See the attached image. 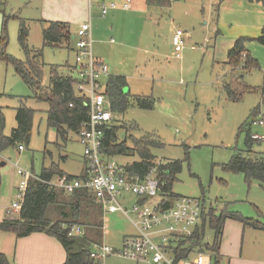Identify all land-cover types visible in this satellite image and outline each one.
I'll return each instance as SVG.
<instances>
[{
    "label": "rangeland",
    "instance_id": "374dc122",
    "mask_svg": "<svg viewBox=\"0 0 264 264\" xmlns=\"http://www.w3.org/2000/svg\"><path fill=\"white\" fill-rule=\"evenodd\" d=\"M19 1L26 4L28 0L3 1V10L8 15L6 52L23 61L26 58L17 41L19 21L14 17L17 15L27 22V43L31 55L38 54L36 58L39 57L44 63L43 83L47 85L51 66H56L59 73H70L73 51L63 46H43V24L35 19L39 14L38 2L21 7ZM224 1L220 0L216 7L217 4L212 0H175L168 8L163 6L158 11L154 10L155 20L151 28L149 25L148 28H141V22L136 27L121 21L118 26H114L110 17L106 16L104 21L108 23L107 29L97 31L103 41H92V52L107 54L103 59L108 65L110 63V70L115 68V71L129 75L136 87L143 83L153 103L152 109L145 110L131 101L123 113L114 115V125L119 128L118 140L121 141L125 136L129 138L130 135L136 138L150 135L163 144L151 148L156 161L183 160L182 169L172 183L174 194L201 200L207 211L213 208L219 213L224 209L256 218L257 211L264 214V187L256 180L247 185L241 173L223 171L221 165L228 161L233 150L244 148L245 133L238 132V127L255 117L250 116V112L257 105L260 94L249 92L240 101H232L227 98L222 84L227 79L225 74L228 71V66L224 64L226 51L236 38L248 32L251 35H247L249 38L242 37L243 42L258 60L260 71L250 70L243 75V81L252 86L261 85L264 45L252 36V27H245L250 18L233 14L232 5L238 0ZM92 13L95 25L99 22L96 17L100 16L95 7ZM176 29L183 30L187 35L180 58L173 56L171 43V36ZM71 30H74V26ZM236 73H240L239 68ZM129 88L127 86L124 92H128ZM21 98L25 106L34 110L33 125L29 142L21 143L22 150L16 144L0 151V163L5 162V165L0 166V198L5 197L0 203V221L4 217L2 207L13 200L20 181L15 164L34 175H38L42 167L52 162L58 164L65 174L73 176L79 175L83 168V149L76 134L68 132L64 140L54 128L48 127L47 103L32 98L31 88L14 72L13 67L0 61V107L4 118L2 134L6 136L16 127L15 113ZM261 112L257 119H264V106ZM251 132L263 133L264 125H251ZM128 145L132 147L130 141ZM184 146L188 147L187 160H184ZM251 149L264 155V141L253 143ZM114 159L123 165L139 160L135 153L115 155ZM9 187H12L10 196ZM125 199L131 204L135 197L127 194ZM102 224L103 243L115 250L121 249L125 233L134 232L130 221L119 213L104 214ZM7 237L15 239L12 233L0 232V248ZM204 238L207 243L213 240V232L207 224ZM238 240H241L240 236ZM242 248L244 256L264 260V236L248 235ZM0 252L3 253L1 249ZM208 255L204 253L205 258ZM220 262L222 264L224 260ZM105 264L152 263L111 255Z\"/></svg>",
    "mask_w": 264,
    "mask_h": 264
},
{
    "label": "trees",
    "instance_id": "16d2710c",
    "mask_svg": "<svg viewBox=\"0 0 264 264\" xmlns=\"http://www.w3.org/2000/svg\"><path fill=\"white\" fill-rule=\"evenodd\" d=\"M146 3L161 7L170 6V0H146ZM2 15L0 61H4L13 67L14 72L31 88L32 98L47 103V126L54 128L56 133L66 140L68 132L76 133L82 123L87 120V109L84 101L74 94L73 76L59 73L56 66H51L48 84L43 83L44 63L39 60V57L36 58L38 54L31 55L32 52L27 43V22L17 15L14 16L19 21L17 41L26 58L23 61L8 54L6 52L8 15L4 12L3 7ZM40 22L43 24L41 29L43 46H63L71 49L72 40L68 23L44 19H41ZM256 40L264 44V28L262 35ZM243 41L242 37L235 39L227 51V64L230 66V71L226 81L222 84V88L227 98L236 102L240 101L245 93H259V104L250 112V116L257 117L259 109L264 106V72L263 84L260 86H252L243 81L245 73L260 68L257 59L245 48ZM238 68L240 73H236ZM126 86V78L123 75H110L106 81L105 92L110 100L114 115L123 113L131 101L141 109L150 110L153 108V103L149 97L132 96L128 92H124ZM33 117L34 110L25 106L21 98L15 113L16 127L12 129L9 136H6L2 134L4 118L2 107H0V151L7 146L29 142ZM255 117H251L246 123L238 127V132L244 131L245 133L244 148L233 150L230 158L221 165V168L226 172L241 173L247 185L252 180H256L260 186L264 187V155L255 153L251 149L253 143L258 142V140L250 137L251 125ZM118 129V126L114 124L106 129L103 138L105 152L113 157L125 153L137 154L139 160L125 166L129 173L144 177L150 170L154 169L161 192L166 194L169 199L168 203L181 197L172 192V183L176 174L182 169L183 160L156 161L157 158L151 152V148L162 146L160 141L150 135L139 138L130 135L129 138L125 136L119 141ZM128 141L132 147L128 145ZM184 153V160H187V146H184ZM62 174L64 172L58 164L52 162L49 166L42 167L39 174L35 175L36 177L30 178L19 215L17 217L4 215L0 221V232H14L17 237L26 236L33 232H45L54 236L62 244L66 252V258L62 264H92L89 258L90 247L102 242V212L88 190L77 189L66 194L63 190L55 189L47 183L52 177ZM83 174L81 172L79 177H85ZM256 214L260 218L264 217L259 211ZM226 219L237 220L253 229H264V220L259 221L256 218L245 217L236 211L223 209L216 213L213 208L208 211L204 209L191 236L177 237L178 239L172 247L176 258L183 259L194 252H203L212 257L213 264H219V246ZM74 224L85 228L82 236L70 237L67 235V230L63 226ZM206 224L213 232L211 243L204 242ZM0 264L14 263H10L7 256L0 252Z\"/></svg>",
    "mask_w": 264,
    "mask_h": 264
},
{
    "label": "built area",
    "instance_id": "2783aa9c",
    "mask_svg": "<svg viewBox=\"0 0 264 264\" xmlns=\"http://www.w3.org/2000/svg\"><path fill=\"white\" fill-rule=\"evenodd\" d=\"M129 1L122 3L121 8L127 9ZM116 8L115 2H102L100 14L104 17L109 10ZM186 37V33L181 29H176L172 34L171 41L176 58L181 57ZM72 41L73 63L68 75L73 76L75 96L83 99L87 109V120L75 133L83 149L82 172L85 177L64 173L52 177L47 183L66 194L77 189L88 190L99 206L102 217L104 214L121 213L136 230L135 235L123 239L119 250L103 242L91 245L89 258L92 264H105V260L111 255L152 264H213L212 257L208 255L205 258L203 252H195L187 258L177 259L172 248L177 237L191 236L204 210L203 202L181 196L168 203L169 199L166 194H162L154 169L144 177L131 174L126 165L117 163L113 156L105 152V131L115 122L110 100L105 92V80L109 76L108 65L93 55L89 20L80 23ZM252 125L262 126L264 119L255 117ZM250 137L264 141V133L250 131ZM18 149L22 150L23 146L18 145ZM15 166L20 181L15 188L13 200L3 207L4 215L10 217L19 215L28 180L36 177L18 165ZM127 194L135 197L131 204L125 199ZM63 227L70 237L82 236L85 232V228L80 225Z\"/></svg>",
    "mask_w": 264,
    "mask_h": 264
},
{
    "label": "crops",
    "instance_id": "0c3cea01",
    "mask_svg": "<svg viewBox=\"0 0 264 264\" xmlns=\"http://www.w3.org/2000/svg\"><path fill=\"white\" fill-rule=\"evenodd\" d=\"M3 1L4 0H0V31H1L2 17H3L2 15ZM34 1L38 2L39 4V14H38V17L35 19L37 20L44 19L48 21L49 20L50 21H62V22L68 23L70 26L71 40L73 39L80 23L89 20L91 24L92 41L96 40V42L103 41V39L97 35V31L100 32L103 29H107L108 23L104 21L106 16L110 17L111 23H113L114 26H118L120 24L118 22L121 21V22H124L125 25L129 24L130 26L132 25L136 27L137 25H140V22H141V28L144 26L147 28L150 26L151 28L152 23L155 20L154 19L155 17L153 16L154 10L158 11L161 8H164V7L156 6V5H148L146 3V0H130L129 7L127 9L121 8V4L124 3L126 0H28L26 4H22V1H19L18 5H21V7H25L27 5L32 6V4H34ZM212 1L215 4H217L216 7L218 6V4H220V0H218L219 2L217 1L218 3L215 2L216 0H212ZM102 2H105V3L115 2L117 4V8L109 10V12L103 17L100 14V4ZM174 2L175 0H170V5ZM224 2H230V0H225ZM226 4H229V3H226ZM232 6H233L234 15H247L250 18L249 24H246L245 27L246 26L252 27L253 29L252 36H255V39L261 36L263 28H264V0H238L235 3V5H232ZM93 7H95L97 12H99L98 13L99 16L101 18H104V19H101L100 17H96V19L99 20V22H97L95 25H93V22H92L93 21V13H92ZM72 26H74V30H71ZM92 28H94L93 29L94 37H95L94 39H93ZM214 28L217 29V32H219L217 27H214ZM95 32H96V35H95ZM143 32L144 30L142 31V33ZM151 32H153L152 29H151ZM242 35H245V36H240V37L249 38L247 35H251V34H249L248 32H245V33H242ZM110 40L112 41V39ZM234 41L229 46V48L233 45ZM71 51H73V41L71 42ZM227 51H226V61L224 64L228 66V71L226 72L225 75H227L230 71V66L227 64V61H228ZM93 53L96 54L95 55L96 58L105 62L103 58L107 57V54H104V53L100 54L94 51ZM173 56H174V52H173ZM110 67L111 65L109 63L108 65L109 76L110 75H123L121 74V72L115 71V68L110 70ZM259 71H260V68H259ZM263 72H262V78H263ZM123 76L126 78L127 86L130 87L128 90V93L130 95L132 96L137 95V96H144V97L149 96L148 95L149 91L146 88H144L145 85H143V83H139V86L136 87L135 85H133L132 81H130L131 77H129V75L128 76L123 75ZM108 77L106 78L105 82L107 81ZM131 88H133L132 93L130 92ZM259 101H260V98H259ZM259 101L257 104H259ZM261 113L262 112L260 108L258 115ZM254 126H260V125H254ZM1 163H0V166L5 165V162H1ZM11 189L12 187H9L8 196H10L12 193ZM4 198L5 197L0 198V203H1V200H3ZM112 214H116V213H112ZM119 214L122 215L121 213ZM263 218L264 217L260 218L256 216V219H258L259 221H263L264 220ZM250 230H253L256 233H253ZM9 233H12L15 236V239H13V237H10V238L7 237L5 239V242L3 243L4 246L0 249L1 251H3V253L7 255V258L10 261V263H14V264H62L66 258V252L62 244L60 243L58 239H56L52 235H49L45 232H33L26 236L17 237L14 232H7V234ZM135 234H136V230L134 228V232L125 233L123 236V239L127 236L135 235ZM250 234L263 237L264 229H253L249 226L243 225L241 222L237 220L226 219V221L224 222L223 230H222V237L220 240L219 255H218L220 261L224 260V263L222 264H263L264 260L257 259L253 256H249V257L244 256L242 245H243L244 239ZM239 236L241 237L240 241L238 240ZM102 242H103V227H102ZM5 244H6V250H4ZM240 244H241V247H240ZM220 261H219V264H221Z\"/></svg>",
    "mask_w": 264,
    "mask_h": 264
},
{
    "label": "water",
    "instance_id": "95a60500",
    "mask_svg": "<svg viewBox=\"0 0 264 264\" xmlns=\"http://www.w3.org/2000/svg\"><path fill=\"white\" fill-rule=\"evenodd\" d=\"M2 164V163H1Z\"/></svg>",
    "mask_w": 264,
    "mask_h": 264
}]
</instances>
